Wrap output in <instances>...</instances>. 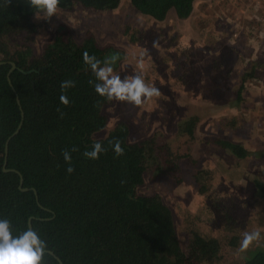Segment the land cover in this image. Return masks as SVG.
Wrapping results in <instances>:
<instances>
[{
    "label": "trees",
    "instance_id": "1",
    "mask_svg": "<svg viewBox=\"0 0 264 264\" xmlns=\"http://www.w3.org/2000/svg\"><path fill=\"white\" fill-rule=\"evenodd\" d=\"M119 1L60 0L58 7L76 4L98 11L116 7ZM128 1L138 12L163 20L169 10L179 19L187 18L196 0ZM33 11L27 0H11L10 5L0 0V218L10 219L16 234L25 229L31 217L48 250L63 264H211L220 258L223 245L237 247L243 232L229 213L222 220L223 239L206 233L198 223L188 227L186 243L181 244L171 209L158 194H141L138 188L148 169L152 167L157 173L176 170L182 155L177 157L171 151L175 148L169 146L170 140L159 145L154 138L129 141L128 128L121 123L104 136L95 137L107 125L102 112L107 101L89 84L95 77L82 54L87 51L101 62L108 54L90 44L65 49L57 43L59 37L42 54L31 53L28 46L38 31ZM9 61L16 64L11 71ZM248 76V72L243 74V78ZM65 80L75 82L65 93L68 106L59 101ZM241 93L242 86H238L234 104L242 100ZM16 95L24 118L9 140L8 170H4L6 139L21 120ZM58 108L65 113L63 119ZM196 119L191 116L186 126L182 125L180 131L186 138L195 139L192 128ZM116 139L122 141L125 150L120 157L109 145ZM94 141L107 151L98 160H87L82 154L91 150ZM209 141L236 158L247 155L241 143L220 138ZM73 146L79 151L72 153L75 172L69 175L62 151ZM17 172L26 189L19 187ZM211 177L206 168L193 172L198 194L207 192ZM262 180L252 181L259 198H264ZM214 205L215 213L224 211L220 204ZM45 264L59 263L48 252ZM242 264H264V246L251 248Z\"/></svg>",
    "mask_w": 264,
    "mask_h": 264
},
{
    "label": "rangeland",
    "instance_id": "2",
    "mask_svg": "<svg viewBox=\"0 0 264 264\" xmlns=\"http://www.w3.org/2000/svg\"><path fill=\"white\" fill-rule=\"evenodd\" d=\"M212 1L221 9L227 3ZM212 8L209 2L203 7L195 6L185 19L169 10L163 20L138 12L128 0L98 11L76 4L58 7L51 20H46L43 13L41 19H36L33 11L38 31L34 43L28 46L31 53L42 54L58 37L57 43L65 49L90 44L96 51L108 54L106 60L113 55L120 57L113 69L121 79L134 74L136 57L145 53V82L158 87L160 97L141 108L104 102L102 112L107 125L95 137L104 136L121 123L128 128L131 142L154 138L159 145L170 140L169 146L177 150L171 151L177 157L182 155L178 168L157 173L151 167L144 173L138 192L161 197L171 209L183 246L188 227L198 223L206 233L223 239L225 213L236 218L242 232L260 229L264 236V198L254 194L252 183L254 178L264 180V171L259 167L264 165L263 61L257 56L254 61L248 59L250 53L244 39L234 44L229 35L205 40V32L209 33L216 21ZM203 17L209 22L208 27L202 25ZM156 42L159 44L154 47ZM245 72L249 76L243 78ZM238 86H242L245 105L251 103L247 111L249 105L241 111L240 103L232 101ZM194 115L195 139H189L180 130ZM213 138L241 143L247 155L236 158L209 141ZM200 168L212 172L208 190L201 195L192 179L193 172ZM215 202L224 211L215 213ZM238 246L223 245L220 258L211 264H242L246 253L237 256ZM257 246H264V239L251 248Z\"/></svg>",
    "mask_w": 264,
    "mask_h": 264
},
{
    "label": "clouds",
    "instance_id": "3",
    "mask_svg": "<svg viewBox=\"0 0 264 264\" xmlns=\"http://www.w3.org/2000/svg\"><path fill=\"white\" fill-rule=\"evenodd\" d=\"M11 0H6V4L10 5ZM28 5L35 10L36 19H41L40 14L43 13L46 20H51L56 16L60 0H27ZM158 42L154 43V47L158 46ZM83 62L90 68L95 80H89V84L93 86L95 93L104 98L107 102H121L141 108V106L152 101L153 98L160 97L161 92L155 85L145 82L146 60L145 53L141 52L136 57V68L134 74L127 75L124 79L114 73L113 65L120 59L118 55L102 62L94 55H90L87 51L83 54ZM138 69V70H137ZM75 82L65 80L61 82V95L59 101L62 105L70 104L66 90L74 87ZM60 118L63 119L65 113L59 108ZM109 145L114 151L116 157L125 154L122 147V141L119 139L109 141ZM79 149L73 146L71 150L64 149L62 156L67 165L65 171L71 175L75 172L72 166V153ZM107 149L103 145L94 141L91 150L83 152V157L87 160H98L101 153ZM264 171V165L259 166ZM264 239L260 229L252 231H244L236 250L237 256L247 253V251L255 244ZM48 254V244L41 238L35 228L27 224L23 231L14 234L13 224L7 217L0 218V264H45V256Z\"/></svg>",
    "mask_w": 264,
    "mask_h": 264
},
{
    "label": "built area",
    "instance_id": "4",
    "mask_svg": "<svg viewBox=\"0 0 264 264\" xmlns=\"http://www.w3.org/2000/svg\"><path fill=\"white\" fill-rule=\"evenodd\" d=\"M227 3L237 10L240 8L238 11L242 15V19L237 14L230 17L232 24L235 23L229 33L231 43L239 41L241 31L245 30L248 36L244 38L245 48L250 56L255 53V57L263 59L264 67V0H227ZM241 25L243 30L239 28Z\"/></svg>",
    "mask_w": 264,
    "mask_h": 264
},
{
    "label": "crops",
    "instance_id": "5",
    "mask_svg": "<svg viewBox=\"0 0 264 264\" xmlns=\"http://www.w3.org/2000/svg\"><path fill=\"white\" fill-rule=\"evenodd\" d=\"M208 2H209V4H211L213 6L212 16L216 17V21L214 23V26H212L210 32L209 33H208V31L205 32V36H206L205 40H208L210 42L212 39H219V38L222 39V37L229 35V33L231 32L230 31L231 28L233 29V26H235V23L232 24L230 17L233 14H237L242 19V15L238 11L240 8L237 10V9L233 8L229 3H226L223 7L224 9H221L212 0H196V1H194L193 10L195 9V6L196 7H198V6L203 7ZM202 25L203 26L206 25L207 27L209 26V22L207 20H205V17H203ZM236 25H239V24L237 23ZM239 28L243 30L242 25ZM241 35H242V37L239 40H243L244 38L246 39L248 37V36H246L245 30L241 31ZM248 59H251L252 61H254L255 53H252ZM262 61L263 60L261 59L260 62H262ZM239 103H240L241 111L244 110V108L247 107L248 105L249 106L246 108V111L249 110L251 107V103H246V105H245L243 100H240ZM254 194H256V195L259 194L258 192H256L255 188H254Z\"/></svg>",
    "mask_w": 264,
    "mask_h": 264
},
{
    "label": "water",
    "instance_id": "6",
    "mask_svg": "<svg viewBox=\"0 0 264 264\" xmlns=\"http://www.w3.org/2000/svg\"><path fill=\"white\" fill-rule=\"evenodd\" d=\"M2 62H0V64H1ZM9 63H10V65H11V69H10V71L12 70V69H14L15 67H16V64H15V62H13V61H9ZM10 71H9V73L7 74V79H8V81L10 82V77H9V74H10ZM16 100H17V103L19 104V107H20V116H21V120H20V122H19V124L17 125V127H16V129H15V131L6 139V142H5V148H4V151H5V153H4V163H3V169L4 170H8L7 168H6V159H7V153H8V143H9V140L19 131V129H20V127H21V124H22V121H23V118H24V112H23V110L21 109V106H20V100H19V97H18V95H16ZM18 174H19V172H17ZM22 184H23V177L19 174V187L21 188V189H26V188H24V187H22ZM33 192H34V194H35V198L37 199V194H36V191H35V189H33ZM31 220H32V218L30 217L29 219H28V223H30V225H32V223H31ZM48 252L50 253V254H52L56 259H57V261H58V263L59 264H63V262H62V260L58 257V256H56L52 251H50V250H48Z\"/></svg>",
    "mask_w": 264,
    "mask_h": 264
},
{
    "label": "flooded vegetation",
    "instance_id": "7",
    "mask_svg": "<svg viewBox=\"0 0 264 264\" xmlns=\"http://www.w3.org/2000/svg\"><path fill=\"white\" fill-rule=\"evenodd\" d=\"M111 58V57H110ZM103 61H105V59H103ZM30 71V70H29ZM29 71H27V72H29Z\"/></svg>",
    "mask_w": 264,
    "mask_h": 264
}]
</instances>
